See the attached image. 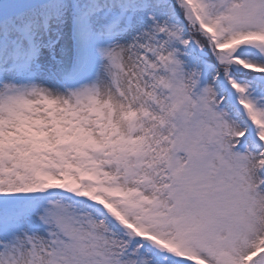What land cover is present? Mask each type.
I'll return each mask as SVG.
<instances>
[{"label":"snow or ice","instance_id":"1","mask_svg":"<svg viewBox=\"0 0 264 264\" xmlns=\"http://www.w3.org/2000/svg\"><path fill=\"white\" fill-rule=\"evenodd\" d=\"M0 264H264V0H0Z\"/></svg>","mask_w":264,"mask_h":264}]
</instances>
